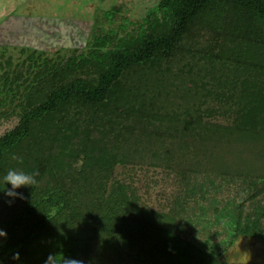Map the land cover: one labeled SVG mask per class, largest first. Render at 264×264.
<instances>
[{
  "label": "trees",
  "instance_id": "obj_1",
  "mask_svg": "<svg viewBox=\"0 0 264 264\" xmlns=\"http://www.w3.org/2000/svg\"><path fill=\"white\" fill-rule=\"evenodd\" d=\"M118 12L103 10L81 46L0 47V118L16 116L0 135V256L46 232L61 235L55 250L22 264H234L173 233L175 207L140 204L116 169H160L187 194L197 173L248 177L227 246L264 239V0ZM9 168L37 174L23 198L2 191Z\"/></svg>",
  "mask_w": 264,
  "mask_h": 264
},
{
  "label": "rangeland",
  "instance_id": "obj_2",
  "mask_svg": "<svg viewBox=\"0 0 264 264\" xmlns=\"http://www.w3.org/2000/svg\"><path fill=\"white\" fill-rule=\"evenodd\" d=\"M156 1L0 0V47L4 46L3 42L26 43L49 49L59 44L81 46L95 18L102 19L103 10L118 7L119 12L115 22H118L122 16L137 21ZM7 15L10 17L3 22V18ZM6 50L5 53L13 52L10 47H6ZM15 122L14 115L0 118V135L10 129ZM116 173L126 182H132V186L136 188V195L140 196L139 201H142L140 204L144 203L148 208L156 209L162 214L175 207L174 212L168 213L172 216L173 233L194 244L202 245L206 252L218 257L219 260L245 264L244 262L251 259L250 254L256 252L259 255L257 259L260 261L257 264H264V239L262 238L251 234L239 235L235 245L227 246L234 226V214L231 210L245 198L243 191L251 186H247L248 177H224V179L214 177L213 180H208L202 177L203 174L197 173L193 179L194 182L188 186L192 188L195 185L196 189L187 194L185 190L183 191V185L178 186L176 182H172L173 179L167 178L160 169L154 172L147 167H127L117 168ZM206 180L211 183L200 190V182ZM172 205L174 206L171 208ZM247 208L248 204L245 203L243 209L247 210ZM243 225L248 224L241 222L240 227ZM260 226L264 230V223ZM60 239L61 235L52 236L41 232L28 249H24L18 257H11L9 252L5 251L0 256V264L3 262L22 264L28 260L29 256L36 258L54 251ZM112 255L118 257L117 253ZM127 259L126 262H128Z\"/></svg>",
  "mask_w": 264,
  "mask_h": 264
},
{
  "label": "clouds",
  "instance_id": "obj_3",
  "mask_svg": "<svg viewBox=\"0 0 264 264\" xmlns=\"http://www.w3.org/2000/svg\"><path fill=\"white\" fill-rule=\"evenodd\" d=\"M36 173L28 172L25 170H19L16 168H9L3 175V181L6 185L10 184V188L6 187L4 190L5 195L9 197L23 198V193L15 191L21 186H33L36 183ZM11 203V201H9ZM6 233L3 230H0V236H4ZM18 253L15 254L18 257ZM65 264H84L83 261L73 258H65Z\"/></svg>",
  "mask_w": 264,
  "mask_h": 264
},
{
  "label": "flooded vegetation",
  "instance_id": "obj_4",
  "mask_svg": "<svg viewBox=\"0 0 264 264\" xmlns=\"http://www.w3.org/2000/svg\"><path fill=\"white\" fill-rule=\"evenodd\" d=\"M7 17H10V16L7 15L5 18H7ZM5 18H3V19H5ZM2 21H3V20H2Z\"/></svg>",
  "mask_w": 264,
  "mask_h": 264
}]
</instances>
